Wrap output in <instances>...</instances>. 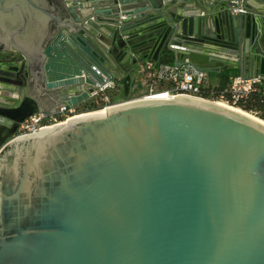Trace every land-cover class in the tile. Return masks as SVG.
Here are the masks:
<instances>
[{
	"label": "water",
	"instance_id": "1",
	"mask_svg": "<svg viewBox=\"0 0 264 264\" xmlns=\"http://www.w3.org/2000/svg\"><path fill=\"white\" fill-rule=\"evenodd\" d=\"M10 48L27 61L0 54V264H264L263 122L174 95L16 136L131 52L264 75V0H0Z\"/></svg>",
	"mask_w": 264,
	"mask_h": 264
},
{
	"label": "built area",
	"instance_id": "2",
	"mask_svg": "<svg viewBox=\"0 0 264 264\" xmlns=\"http://www.w3.org/2000/svg\"><path fill=\"white\" fill-rule=\"evenodd\" d=\"M238 3L240 4L239 6L233 7L234 13L244 11L241 7V1ZM126 62L129 67V72L132 71L135 74L131 81V88L136 92L146 90L147 94H152L162 91L170 97L186 94L203 98L201 94L209 86L205 82L207 71L197 69L188 62L182 66H178L175 63H159L136 52H131ZM117 79L121 78H106L103 84L95 85L94 91L90 94V98H92V101L97 107L104 108L115 104V96L121 89ZM260 84L261 78L259 76L234 74L230 76L229 84L225 92L232 100V105H235L239 100L246 98L251 92L255 91ZM163 85L165 87L160 89V86ZM220 100L229 104L228 101L224 100L223 95ZM78 108L76 106L67 107L64 104L60 105L56 111L38 112L31 115L20 123L16 131V136L37 132L41 128L52 127L55 124L66 121L68 118L79 114L77 113Z\"/></svg>",
	"mask_w": 264,
	"mask_h": 264
},
{
	"label": "trees",
	"instance_id": "3",
	"mask_svg": "<svg viewBox=\"0 0 264 264\" xmlns=\"http://www.w3.org/2000/svg\"><path fill=\"white\" fill-rule=\"evenodd\" d=\"M238 74L234 68H226L223 71L217 73L220 77V81L217 85H209L204 89L201 96L206 99L211 100H220L223 95L224 100L228 101L229 104H233L232 100L229 98V95L225 92L229 84V78L231 74ZM119 82V79H117ZM165 86H160V89H163ZM115 101V100H114ZM236 107L245 110L254 114L255 116L264 120V89L261 85L257 89L251 92L246 98L239 100L236 104ZM94 105L93 108L89 109H99Z\"/></svg>",
	"mask_w": 264,
	"mask_h": 264
},
{
	"label": "crops",
	"instance_id": "4",
	"mask_svg": "<svg viewBox=\"0 0 264 264\" xmlns=\"http://www.w3.org/2000/svg\"><path fill=\"white\" fill-rule=\"evenodd\" d=\"M249 3L253 4V0H246V4L248 5ZM202 10L207 11L208 8H205V9H202ZM51 20H52V18H50L49 21H48V25H47L48 31H47L45 37H47V35H48L49 31H50L49 24H50ZM0 51H1L0 54H2V53L5 54V55L15 54V55L21 57L23 60L27 61L26 57L23 56V54L20 51H18V50H14V49L10 48V49H0ZM175 61H176V56L174 55V53L171 52V51L165 50V49L160 53L159 60H158L159 63H175ZM125 66L127 67L128 64L125 63ZM226 68L227 67H222L220 72L223 71ZM234 69H236L238 74H243L245 76H256L254 67L251 70L247 71V67L245 65L244 58H241L240 62L234 67ZM115 70H117V71H119V72H121L123 74L125 72L124 68L121 67L120 65H117ZM217 73H219V72H209V71H207V77L205 79L206 84H208V85H217L219 83V81H220V79H219L220 76ZM231 75H234V73L231 74ZM134 76H135V74L132 71H130L128 74H124V76L121 79H119V82H118L120 87H122L125 84H127V82L131 83V81L133 80ZM259 77L261 78V84L260 85L264 89V75L259 74ZM90 101H92V98H90L89 100L83 102L81 104V106L86 104V103H89ZM81 106H79V107H81ZM46 111L50 112L48 110H46Z\"/></svg>",
	"mask_w": 264,
	"mask_h": 264
},
{
	"label": "rangeland",
	"instance_id": "5",
	"mask_svg": "<svg viewBox=\"0 0 264 264\" xmlns=\"http://www.w3.org/2000/svg\"><path fill=\"white\" fill-rule=\"evenodd\" d=\"M145 94H147L146 90H142L140 92L133 91L131 88V83L127 82V84L122 86L120 91L116 94L115 103L127 101L130 99L142 98ZM212 101H222V100H212ZM94 105H95V103L93 101H90L89 103H86V104L82 105L81 107H79L77 113L97 110V109L89 110V109L93 108ZM230 105H232V104H230ZM233 106H235V105H233Z\"/></svg>",
	"mask_w": 264,
	"mask_h": 264
},
{
	"label": "bare ground",
	"instance_id": "6",
	"mask_svg": "<svg viewBox=\"0 0 264 264\" xmlns=\"http://www.w3.org/2000/svg\"><path fill=\"white\" fill-rule=\"evenodd\" d=\"M178 96H181V97H187V98H192V99H197V100H202V101H209V102L220 103V104L226 105V106H228V107H231V108H233V109H236V110H238V111H241V112H243V113H245V114H247V115H249V116L255 118L256 120H259V121H261V122L264 123V120H263V119H261V118L255 116V115H253L252 113L247 112V111H245V110H242V109H240V108H238V107H236V106H233V105H230V104L224 103V102H222V101H212V100H207V99H204V98H199V97H195V96H191V95H186V94H181V95H178ZM174 97H175V96H174ZM144 98H171V97H170L167 93H164V92H162V91H159V92H156V93L147 94L146 96H144ZM104 110H106V107H104V108H100V109H97V110H93V111H89V112H86V113L99 112V111H104ZM79 114H84V113H79ZM79 114H77V115H79ZM75 116H76V115H75ZM73 117H74V116H73ZM70 118H71V117H70ZM66 122H67V120H66V121H63V122H61V123H66ZM52 127H54V126H52Z\"/></svg>",
	"mask_w": 264,
	"mask_h": 264
}]
</instances>
